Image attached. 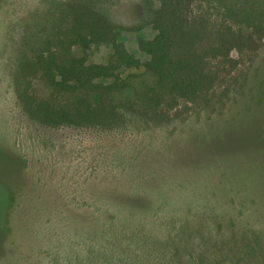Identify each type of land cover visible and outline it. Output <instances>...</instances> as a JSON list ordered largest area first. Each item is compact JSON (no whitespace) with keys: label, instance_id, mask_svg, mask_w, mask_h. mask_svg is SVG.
<instances>
[{"label":"rangeland","instance_id":"374dc122","mask_svg":"<svg viewBox=\"0 0 264 264\" xmlns=\"http://www.w3.org/2000/svg\"><path fill=\"white\" fill-rule=\"evenodd\" d=\"M79 2L142 61L156 32L159 0H0V264H264V0H190L194 26L235 40L206 101L161 122L47 125L22 97L48 87L21 65ZM75 53L104 63L111 45Z\"/></svg>","mask_w":264,"mask_h":264},{"label":"trees","instance_id":"16d2710c","mask_svg":"<svg viewBox=\"0 0 264 264\" xmlns=\"http://www.w3.org/2000/svg\"><path fill=\"white\" fill-rule=\"evenodd\" d=\"M159 2L152 19L155 34L138 40L144 61L125 48L119 27L93 5L69 4V23L56 45L44 46L21 65L25 78L38 77L48 87L46 95L23 93L26 112L47 125L106 128L126 113L161 122L178 115L181 102L206 101L217 78L211 61L222 48L227 54L235 40L218 37L219 31L209 32L203 24L194 26L190 0ZM98 43L111 45L104 63L75 53ZM4 208L0 201L1 218Z\"/></svg>","mask_w":264,"mask_h":264}]
</instances>
